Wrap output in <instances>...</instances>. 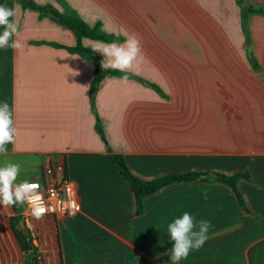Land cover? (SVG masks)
Returning <instances> with one entry per match:
<instances>
[{
  "label": "crops",
  "instance_id": "1",
  "mask_svg": "<svg viewBox=\"0 0 264 264\" xmlns=\"http://www.w3.org/2000/svg\"><path fill=\"white\" fill-rule=\"evenodd\" d=\"M32 1L59 13L68 7L114 38L83 36L84 47L135 35L144 57L126 72H103L91 97L95 65L79 52L73 31L50 13L0 0L16 12L13 39L22 45L0 49V103L9 104L17 130L6 155H0V167L20 160V167L29 166L32 182L40 179L43 165H65L81 196V211L55 218L54 231L45 233L46 260L173 264L167 226L188 212L211 227L204 245L179 264L244 258L264 264V13L249 15L247 45L237 0ZM245 3L264 8V0ZM96 53L101 63L104 57ZM110 152L144 180L186 170L248 171L251 182L242 179L237 186L252 214L241 209L228 187L208 177L160 188L133 216L132 191ZM12 215L0 204V264L24 262ZM65 228L76 245L64 238ZM245 245L251 248L247 253Z\"/></svg>",
  "mask_w": 264,
  "mask_h": 264
},
{
  "label": "clouds",
  "instance_id": "2",
  "mask_svg": "<svg viewBox=\"0 0 264 264\" xmlns=\"http://www.w3.org/2000/svg\"><path fill=\"white\" fill-rule=\"evenodd\" d=\"M16 15L14 9L0 6V49H19L22 47L18 40L17 24L12 20ZM94 52L102 54L101 61L103 70H114L126 72L138 65L143 59L140 40L135 35H129L122 43H97ZM16 128L12 118V111L7 102L0 103V155H6L7 145L14 143ZM20 172V166L7 163L0 167V204L10 207L15 204L36 199V185L23 181L16 183ZM37 218L39 214H36ZM211 225L206 220L196 221L191 214L184 212L175 218L167 226V232L172 247L169 256L173 264H179L181 260L187 259L190 251L199 250L207 240V234Z\"/></svg>",
  "mask_w": 264,
  "mask_h": 264
},
{
  "label": "trees",
  "instance_id": "3",
  "mask_svg": "<svg viewBox=\"0 0 264 264\" xmlns=\"http://www.w3.org/2000/svg\"><path fill=\"white\" fill-rule=\"evenodd\" d=\"M24 6H27L31 9L37 10L40 14L45 15L48 13H52L55 16V20L62 24L63 26L69 28L73 31L77 39L78 50L81 54L85 55L89 60H91L95 65V74L94 78L91 82L90 86V94L93 97V93L95 90L96 80L98 76H100L103 72H111L118 74V71L114 70H103L101 68V63L99 56L96 52L93 51L90 47H84L81 45L80 39L81 37H89L92 39H100L103 41H112L114 38L113 36L102 32L99 29L100 24L97 23L94 27L88 26L72 9L65 7L63 13L57 12L52 6L50 5H37L32 0H18ZM238 4L241 6V13H242V29L245 36L246 44H250V35L248 32L247 21L248 17L251 13H264V8L258 7L254 8L251 5L244 4V0H237ZM252 66L254 69H257V64L254 60H252ZM96 129L99 133H101L100 125L96 123ZM108 157L111 162L116 167L120 176L126 181L128 186L130 187L134 199V211L133 216H138L143 211V200L146 196L154 193L155 191L163 188L167 185L179 182H187V181H206L207 179L200 178V175L204 172L197 171V170H186L180 172H174L170 174H165L162 176H158L156 178L150 180H144L137 177L127 166L124 158L116 153H108ZM206 173V172H205ZM223 177L215 178L214 180L225 185L228 187L236 197L238 204L240 205L241 209L248 213L252 214V211L247 206L238 186L237 182L239 180H246L251 182V177L248 171H236L229 174H220ZM16 210H21L24 208V204H15ZM19 205V206H18ZM12 221V218H11Z\"/></svg>",
  "mask_w": 264,
  "mask_h": 264
},
{
  "label": "rangeland",
  "instance_id": "4",
  "mask_svg": "<svg viewBox=\"0 0 264 264\" xmlns=\"http://www.w3.org/2000/svg\"><path fill=\"white\" fill-rule=\"evenodd\" d=\"M22 159V158H19ZM16 163L20 164V160L15 159ZM29 166L24 165L20 167V172L17 178L16 182H22V181H30L34 179L31 177L32 175L29 173L30 170H27ZM41 175V172H40ZM19 206V205H18ZM12 209L13 215L10 217V226L11 230L13 232V235L15 236L16 240L19 243V247L21 251L24 252L23 254V264H49V260H46L47 257L45 255H48V251L50 250L49 246L45 243H43V240H45V233L49 234L54 231L52 228L56 225V222L54 221L55 218L53 217H47V216H39L40 218H37V216H25L23 214V209L16 210V205L10 206ZM12 218V221H11ZM35 230V232H34ZM52 230V231H51ZM80 233H86L89 234V229H81ZM64 238H66V241L72 245H76V240L73 238L72 234L65 228L64 229ZM84 246L87 243V240L89 241V235L83 237ZM40 241L42 243H40ZM251 250L250 245L244 246V253L249 252ZM246 256V255H245ZM86 262H93L90 260L91 256L82 257ZM53 263V262H51ZM50 263V264H51ZM250 264V260L244 258L242 261H232L228 262V264Z\"/></svg>",
  "mask_w": 264,
  "mask_h": 264
},
{
  "label": "built area",
  "instance_id": "5",
  "mask_svg": "<svg viewBox=\"0 0 264 264\" xmlns=\"http://www.w3.org/2000/svg\"><path fill=\"white\" fill-rule=\"evenodd\" d=\"M36 185V199L24 203L25 216L71 217L81 211L80 192L65 165L45 164Z\"/></svg>",
  "mask_w": 264,
  "mask_h": 264
},
{
  "label": "water",
  "instance_id": "6",
  "mask_svg": "<svg viewBox=\"0 0 264 264\" xmlns=\"http://www.w3.org/2000/svg\"><path fill=\"white\" fill-rule=\"evenodd\" d=\"M246 4V3H245ZM50 16H54L52 13H50ZM55 17V16H54ZM248 56H249V58H251V52H250V49L248 48ZM201 176V178H208V177H211V178H222L223 176L222 175H220V174H218V173H215V172H212V173H209V174H207V173H203V174H201L200 175Z\"/></svg>",
  "mask_w": 264,
  "mask_h": 264
}]
</instances>
